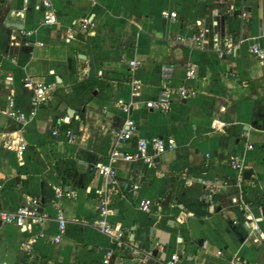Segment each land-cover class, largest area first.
Here are the masks:
<instances>
[{"label":"crops","instance_id":"1","mask_svg":"<svg viewBox=\"0 0 264 264\" xmlns=\"http://www.w3.org/2000/svg\"><path fill=\"white\" fill-rule=\"evenodd\" d=\"M51 2L56 22L49 25L36 7L39 0H28L24 12L22 0L0 2V130L17 127L3 114L9 93L31 112L25 77L54 83L49 102L34 110L24 129L25 164H18L14 152L0 151V206L13 209L34 196L51 215L33 228L42 234L33 263L105 264L108 249L114 253L109 264H164L173 253L178 264H228L235 253L264 263V62L248 52L252 43L264 49V0H234L248 12L244 18L213 15L215 0ZM163 11H175L176 19H165ZM73 20V38L66 41ZM195 35L204 42L195 44ZM12 36L20 45L9 42ZM226 42L234 47L220 56ZM187 62L196 71L195 94H174L169 112L148 108L146 101L158 92L160 66L175 67L171 84L179 86ZM133 81L141 85L137 96L131 95ZM119 98L137 101L131 110L136 137L176 141L153 167L115 164L118 182L109 194L108 218L122 227L136 253L116 246L92 223L106 179L91 165L106 156L125 119ZM62 101L72 116L59 109ZM65 117L68 122L56 123ZM67 128L75 132V143H67ZM231 155L243 161L248 178L244 172L239 179L229 166ZM55 187L76 195L56 199ZM209 192L213 210L202 199ZM142 198L154 201L149 212L139 209ZM57 208L67 220L66 234L53 243ZM28 237L13 225H0V264L25 261L19 243Z\"/></svg>","mask_w":264,"mask_h":264},{"label":"built area","instance_id":"2","mask_svg":"<svg viewBox=\"0 0 264 264\" xmlns=\"http://www.w3.org/2000/svg\"><path fill=\"white\" fill-rule=\"evenodd\" d=\"M1 2V0H0ZM23 4L20 12H24L27 8L28 0H22ZM216 5L210 7L209 10L213 15H222L224 17L239 16L244 18L248 15V12L243 8L235 4L234 0H215ZM37 8L43 9V23L46 25L54 24L56 22V15L53 10L51 0H39ZM162 16L165 19H176L175 11H163ZM213 25L217 24V20L214 19ZM76 20H73L71 25L67 28L65 40L69 41L73 38V27L76 24ZM82 27H87L88 22L83 20L81 22ZM200 25V21L197 22ZM31 31H23V35H30ZM195 44L200 45L204 40L199 35L192 37ZM240 39L239 42H242ZM9 42L13 45H20V41L16 36L9 38ZM233 45L226 42L224 47L219 48V55H226L231 52ZM248 52L252 54L259 62H264V49L257 43H252L248 47ZM130 64L134 66L135 61H130ZM185 77L184 82L179 86H173L171 84L175 67L169 64H163L160 66L159 76L160 81L158 85V92L156 95L146 101V106L152 110L158 112H169L172 108V101L174 94H178L181 98L194 95L195 91L191 86V80L195 77L196 71L190 62L185 63ZM22 85L31 91L29 104L31 112H25L21 110L15 102V99L11 93L7 96V105L3 110V114L13 122L17 124L12 130L3 131L0 130V151H11L14 152L18 159V164L23 166L25 161L23 159L27 149V141L23 135L24 129L27 123L31 120L34 110L45 105L51 98V91L54 89V83L47 81H36L32 78L25 77ZM141 85L138 82L133 81L132 83V96L139 94ZM116 105L120 108L122 113L125 114V119L122 125L115 133V138L103 159L96 160L92 163L91 167L100 175L106 179L105 189L99 191L98 196V207L97 215L92 221L93 225L97 230L107 235L112 243L123 249L131 248L133 253H136V248L131 246V243L124 239V231L118 224L112 225L108 216L112 212L109 207V194L112 189H115L117 185V169L116 162H134L141 161L147 168L153 167L156 163L155 159L166 151L173 150L176 147V141L173 137H159L155 136L149 139L144 137H136L137 124L136 121L131 117V110L137 106V101L125 100L119 98L116 101ZM68 122V117L57 118L56 123ZM52 134L57 135L58 129L55 128ZM67 143H75V132L72 128L65 129L64 132ZM135 138V144H131V140ZM248 149H252V145H247ZM229 166L234 169L239 176L242 178L245 172V166L243 161L237 155H231L229 158ZM132 189L136 190L139 188L138 182L133 183ZM55 198H73L75 192L71 190H65L61 187H55ZM212 192L206 193L203 196V201L206 202L213 210L212 204ZM240 206L242 208H248V205L244 203L242 199H239ZM154 201L149 198H142L138 202V207L142 211L149 212L153 206ZM51 218L49 212L41 207L40 199L38 197H29L22 203L17 205L13 209H7L0 206V225L8 224L13 225L24 232L29 233V237L22 240L19 243V249L24 257L25 261H21L18 264H34V247L37 240L41 237L40 232H33V228L42 225L45 221ZM53 218L57 222V231L52 236L51 241L53 243H59L63 236L66 234V223L67 220L63 215L61 209L57 208ZM247 220H251L248 215ZM221 251H218L220 253ZM105 264H109L110 260L114 257V253L111 249H108L104 254ZM179 256L176 253L171 254L165 259L164 264H178ZM228 264H264L256 260H249L237 253L232 255L228 260Z\"/></svg>","mask_w":264,"mask_h":264},{"label":"water","instance_id":"3","mask_svg":"<svg viewBox=\"0 0 264 264\" xmlns=\"http://www.w3.org/2000/svg\"><path fill=\"white\" fill-rule=\"evenodd\" d=\"M15 27H16V26H15ZM59 109H66V113H67L68 116H72L73 113H74V110H73L72 108L68 107L67 104H66L64 101H62V102L60 103ZM155 160L158 161V160H159V157H157ZM248 177H249V172L246 171V172H245V178H248ZM263 214H264V209H263ZM157 252H158L157 250H154V251L152 252V255H153V256H156V255H157ZM152 262H153V259H151V260L149 261V263H152Z\"/></svg>","mask_w":264,"mask_h":264}]
</instances>
